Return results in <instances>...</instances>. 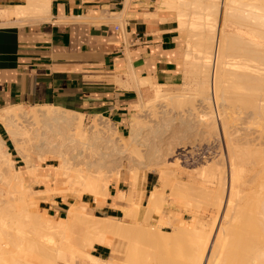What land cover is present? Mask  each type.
<instances>
[{
  "label": "bare ground",
  "instance_id": "bare-ground-1",
  "mask_svg": "<svg viewBox=\"0 0 264 264\" xmlns=\"http://www.w3.org/2000/svg\"><path fill=\"white\" fill-rule=\"evenodd\" d=\"M26 1H27L26 6L17 7L11 10L14 11L17 16L23 17V16H27V14H29L30 11H33L34 8L37 9V7H35L36 3H38L39 6H42L43 10H45V7L49 5V2L46 0H26ZM179 1L185 7H189V6L194 7L196 3V0H179ZM207 8L208 9H206L205 13L201 14V16L206 15L208 17L207 21L211 25L210 31L212 32L213 36L211 37L210 49L212 51L214 50L215 57H214V61L212 59L213 58L212 56L209 57V55H212V51L210 50L209 51L210 54H208V56L205 57L206 60L204 61V63L200 64L199 66L201 67L204 73L210 75L211 74L210 72H212L211 76H208V78L210 77L209 79H211L209 80L210 82H208V85H211L210 90L214 95V99L217 101V104L218 101L221 100L226 102L234 101V103L235 102L240 103V105L242 104L243 106V110L244 108L246 109L249 108L251 110L253 109L252 111L255 115H259L264 118V0H211V3L210 5H208ZM9 10L10 9L3 10V13L8 14ZM189 10L190 9H188V11ZM199 10L200 12H202L203 8H199ZM183 13H185V10ZM183 13L182 12L180 13V18L189 14V12L188 14L186 13V15H184ZM229 22H235L246 25L251 32L250 34L251 35L253 34L252 38L249 36L250 38L247 37L246 39L242 35L230 34L229 32H227L226 28ZM237 88H239L241 91L239 95H237L236 93ZM183 91L185 90L183 89ZM167 95L166 97L163 96L158 98L159 100L162 99L165 101L167 100L169 102L175 101L177 106L182 107L180 106V104L182 103L178 104V101H182V99L184 100V95H180V96L179 95L173 96V94L171 96L170 94L168 96ZM237 96H239V98H237ZM186 97L187 96L185 95V99ZM204 101L205 99L203 100V104H205ZM157 102L159 105V101ZM186 102L187 100L185 101V103ZM164 103L162 105L160 104L161 106L159 109L161 108L164 109V107H166ZM191 108H195V106ZM139 109H142V111L144 112L147 111L150 112L149 110H147V108H142V106ZM166 110L167 109L163 111L161 110V112L158 111L159 113L164 115L162 118L161 117L159 118L160 124H162V126L158 124L159 123L158 121V123H156L157 125H154L153 128H150L152 125L149 128L147 127L149 130L148 133L146 134L144 133L143 128H138L140 126V122L142 123L143 120L142 117H138V120L132 121L129 134L128 136L124 137L125 145L122 148H117L115 146H110V143L117 142L118 140L121 139L120 137H118L117 128L113 126L112 123H110L109 125L110 121H108V119L107 120L104 119L103 117L100 116L94 117L91 120L90 125L88 126L89 128L85 130L84 117L81 116L80 114H75L60 109H55L52 107L32 108V111L30 112L22 110L20 107L6 109L2 111V113L0 114V123L3 124L4 127L6 128L8 136L12 144L14 145L15 149L19 152V154L22 155L23 165H21L19 168L15 167L16 162L11 158L10 151H8V149L6 148L3 139L0 138V185H5L7 188H11L15 183V181L18 180L19 175L21 174L19 170H23V169L26 170L28 168L29 169L36 168L42 170L44 168V166L42 165L43 161L40 158L37 157V159H35L33 156H30L27 153H25L29 151L33 152L35 150L44 151V147L42 148L36 147V149L35 148L33 149L30 148L29 146H26L25 144L30 140L31 137L37 139L48 138L49 137L48 132H51L52 135L56 138L65 137V140H67L69 144L68 147L65 146L66 153L67 154L69 153V155H64L65 153H62L60 150L62 146L59 145L60 142L64 141V138L61 139L60 142L58 141L57 146H55L54 148H57L56 150H59L58 151L59 154L54 156L56 159L52 160V162L56 163V166L51 168L54 170L63 169L64 171H69L75 168L74 164L78 160H81V163H84V165L86 164L85 169L88 170V172L82 171V172H86L87 174L82 173L79 183L81 187H85V188L87 187L90 188L91 191L100 193L98 202L96 203L98 206L105 204L106 200L109 198L110 185L113 182L118 183L119 179H124L122 170L124 168L123 161L125 160L127 163H129V166L127 167L131 169V173L133 177L131 181L132 188L127 192L120 191L116 197H113V201H114L113 207L120 208L123 212V215L118 220L111 219L105 216L103 217V216L94 215V220L91 227L92 236L90 237V240L87 241L86 244L87 247L86 250L89 252H87L86 254L83 252L85 254L84 255L85 257H83L82 254V258L84 259L86 258L89 261V264H117L118 261L116 259H115L116 261L109 260L111 258L105 260L104 258L95 256L94 254L91 253L94 250L95 245L100 244L107 246L110 250V254L114 258H116L118 255L120 256L121 254H123L122 256H124V262H126L124 264H138L141 261L138 255L139 248L137 247L139 246V244L135 246L137 242L135 243L136 240L133 241V239L130 238L131 237L130 231L133 228H137L138 231L141 230L143 227L141 226L142 227L141 228L139 226L138 229V225L137 227L136 224L134 225L132 224L133 226L132 225L129 226L127 223H136L142 220H145L146 224L148 223L147 221H151V222L154 221L153 224L157 221H160L162 223L165 222L167 223L170 222L172 219H174V215L171 216L170 218L167 217L166 213H168V211H165L164 199L161 200L159 207L156 208L154 205H152L149 202L150 197L148 199L147 205L145 206L143 212L144 215L141 216L144 190L143 191L137 190L138 173H139L138 170L140 169L147 168V171L149 169L150 171L156 172L159 176L162 177L161 179L162 186H164L165 188L173 181V179L174 182L178 180L175 179V176L172 177L173 175H176V173H174L172 170L164 172V171H157L155 169V167L167 163V162L165 163L164 160L165 158H167V156H164L162 154L164 153L166 155V153L169 152L172 153L173 152L172 148L175 144L173 142H172L173 145L169 144L167 146L168 147L167 152L166 149L164 150L166 153L161 148V145L163 146L164 144V142L161 140V136L164 133L161 132L162 130L161 127L164 126V123L166 124V122H169L167 120L165 122V119L169 118L166 117L167 116ZM192 111L193 109L189 110L187 116L190 114L192 115ZM193 112L196 113V111ZM253 113H251V115H254ZM208 115L202 114V116H200V118L195 120V122H198V124L200 123L203 125L205 122H208V120L212 121V123L210 122L211 124L208 123V125L210 124L217 131L219 129L218 133L222 134V138L224 139V143L226 145L227 155H228V159H227L228 166H226L225 160L221 159L222 163H219L220 165L222 164V169L220 168L221 166L219 165L220 166L219 168L221 170L217 169L218 163L217 165L216 163L214 165L213 162H212L213 163L212 165H214L213 167L209 168L208 170L207 169L204 170L205 168L203 169L204 171L201 170L203 171V173L201 172V176L205 174L203 176L205 180L204 179L203 180L205 181V183H210V185L212 184L213 181V179L211 180L212 176L213 178H215L214 175H216L217 172H218L217 178L220 177V181H219L220 183L218 182L219 183L218 186L221 187V191L219 190V187H217L218 190L220 191L219 192L220 196L218 197L219 199L217 200L218 208L216 209L217 211L222 210L224 222L222 226L220 224L218 225L215 235L217 236L216 239L220 241V242L218 241L217 243H220L221 245L220 248L218 249L216 248L217 243L214 242L215 240L211 241V238L213 239V237L211 236L212 229L209 233H206L205 226H207V224H205L204 226V224L200 223L199 221H198L199 223L193 221L195 222L196 236L194 240V247L191 249V253L187 256L185 255L186 257H184V254H182L179 250L180 247L178 248L179 245H176L175 242L172 243L174 244L173 245L174 249L171 248L172 244L169 245L168 243L169 242L171 243L169 236H171L170 234L172 231L169 233V235H166L165 233H168V231L162 230L161 233L164 234L159 236L161 237L165 245L167 244L166 248L170 247V249L165 248L164 251L166 252L170 251L176 256V258L180 260H184V259L187 260L186 262L187 264H264V138H260L261 136H259L258 134L259 131L255 129L256 127L254 128V130L258 131V133L256 135V138L254 137L255 139L253 138L246 139L248 136L247 133H246L247 135L246 137L241 136L239 138L237 136V133H235L237 131L233 129L230 130V131L233 130L234 131V132L232 131L233 133L229 131L231 126L230 124L231 121L229 122L227 119L224 118V116H222L219 118L220 122L216 124V121L218 119L216 120L215 116H213L214 119L213 117L210 118V116L208 118ZM219 115L221 116V113ZM193 117L191 116L189 117L190 119L188 118L187 120L185 117L181 116L179 118L181 120L179 121H181L183 125H188L189 127L192 128L194 122L193 120H191V118ZM195 118H197V116H195ZM172 120L174 121V119ZM161 121H164V123H161ZM205 125L204 128L207 129L208 127L207 130L210 131L209 129L211 126L209 125L206 127ZM64 128L67 131H64ZM193 129H195V126L193 127ZM217 131L214 133H216V135L218 136ZM262 131L264 130L262 129ZM262 131L260 130L261 133ZM251 133L252 132L250 131L249 134ZM208 135H210V133ZM250 136L251 135H249L248 138ZM175 138L173 136V140ZM161 141L163 142V144L160 145V143H162ZM168 141H170V139ZM182 142L184 143V141ZM74 144L78 145L79 147L78 150H76ZM166 145L164 147H166ZM42 146H44L43 143ZM142 151L145 152L141 153ZM70 152H72V154H70ZM138 158L141 159L139 160ZM155 159L159 161L162 160L164 162L154 163ZM245 164L248 166V169L246 170H245V166H246ZM170 166L174 167L176 165L173 164ZM226 167H228V169ZM224 168L227 170V172ZM33 176H34V180L29 185V187L32 190V193L36 191L33 188L34 186L33 184H39L42 186L45 185L47 189L53 187L55 184V182L50 178H46V181L44 182L43 177L45 175H43L42 172H38ZM171 177H172V181H171ZM176 182L178 183H174L176 184L174 186L175 188L173 187L171 188V190L174 189L173 191L179 189L178 186L181 185L180 184L181 182L179 181ZM203 183L201 182V184ZM191 184L190 185L185 184L187 185L185 189H187V187H191L194 183L192 185ZM213 185L214 184H212L211 186ZM201 187L198 186L197 188V186L194 185L191 187V189L194 188L193 190L196 193V197H198L199 195L197 194L199 193L197 189H199L201 192V189L203 188ZM189 189L188 191H190L191 194L192 191ZM205 189L206 188H203L202 194H204V192L205 193L209 192L208 191L209 189L207 191ZM195 190H197L198 192H196ZM195 193L192 195L188 193V196L190 195V197L184 196V198L187 197L192 199L191 197L193 195L195 196ZM202 194L200 196H202ZM210 194L212 193L209 194L207 193L206 195L210 196ZM0 196H1V190H0ZM200 196L199 199L194 197L193 199L199 200V201L196 200L198 204L200 202V204L203 205V203L200 201L201 199ZM209 196H206L205 199L204 197H202L201 200L202 201L206 200L204 202L207 203L208 201L209 203L210 201L209 200L210 198H208ZM216 196L217 194L213 199H216ZM1 198H0V215H2L3 218L8 219L9 217H11V214L9 213L10 214L9 216L7 212L11 211V209L13 211L14 209H16L18 211V214L16 216L18 217L19 220L18 221L16 220L17 222H15V224H12V222H8L9 223L8 228H5L7 227V225L5 226L4 224L7 221L4 222L3 224L4 220L0 216L1 219L0 220V264H45L43 262L46 257H47L46 261H48L49 264H58V263L76 264V260L73 255L74 254L77 255L78 253L75 252L72 253L70 252V256H71L70 257L65 251H61V250H51L50 252H46L44 254L42 252L40 254V251H34L30 247L28 249V246L30 244L35 243L33 241H30L31 243H29L28 238H30L31 235H35L34 238L36 239H38L39 237V239L36 241L39 243V246L41 247L45 239L44 238L45 233H43L44 228L34 229L30 225L32 212L38 213L36 209L37 198H38L37 195L33 194L28 200V202L23 204H19L17 198L12 194H9L7 197L4 198V200L7 199V201L6 200L3 201L2 200L3 198L2 199ZM193 202L195 203V201ZM192 205L194 206V204ZM194 208H197V206L195 205ZM5 213L7 214L4 217ZM176 218L178 219V216L177 217L175 216V220H177ZM197 219L200 218L197 217ZM178 222H180L181 226H179V223L177 226L180 227L181 230L182 225L185 221L179 218ZM61 224L59 218L57 221V225L52 226L50 223H45V231H49V230L51 231V229L54 228L55 229L52 231L57 230V228L59 230ZM65 224L61 225L62 227L64 226V229L63 230L61 229V231H59L57 235L63 241L70 242L72 241L71 232L68 228V225ZM11 226L16 227L15 235L12 232H10ZM128 227H129V231H126ZM214 227L215 225L213 226V228ZM150 229H154V227ZM214 229H216V227ZM160 231L161 230H159L158 232ZM125 232L126 233L129 232L128 233V235L130 236L129 240L132 239V241L130 240V243L128 244H126L125 241L123 242V235L126 234ZM41 233L43 234L41 235ZM54 234L56 233L54 232ZM158 237L157 239H159ZM3 239H11L12 241H14V248L17 251L15 253H11L7 251L6 248L4 249V246H2ZM26 240L28 241L29 244L27 243ZM25 242L28 244V246L25 245ZM158 242L156 243L158 244ZM79 254L81 255V253ZM43 255H45L46 257L45 256L43 257ZM126 256L127 258H125ZM41 257H43V259ZM148 258H151V256ZM126 260H128L129 263ZM120 262L121 260H119V264ZM151 262L154 261L153 260L150 261V259H148V261H146V264H152Z\"/></svg>",
  "mask_w": 264,
  "mask_h": 264
},
{
  "label": "crops",
  "instance_id": "crops-1",
  "mask_svg": "<svg viewBox=\"0 0 264 264\" xmlns=\"http://www.w3.org/2000/svg\"><path fill=\"white\" fill-rule=\"evenodd\" d=\"M46 1L45 10L36 3L37 9L20 17L11 9L26 6V0H0V114L16 107H52L80 114L84 121L108 119L126 137L141 102L152 99L160 86L182 81L186 34L180 24L187 20L180 18L177 0ZM210 26L191 23L194 30L208 28L209 42ZM193 56L189 50L188 58ZM0 138L13 159V144L1 123ZM155 185L148 177L137 185L144 190L141 216ZM131 188L120 180L110 185L105 204L98 206L88 196L82 202L95 214L118 220L123 212L113 207V197ZM55 203L49 210L61 217L67 203ZM176 212L165 213L170 218ZM109 253L100 244L92 251L101 258Z\"/></svg>",
  "mask_w": 264,
  "mask_h": 264
},
{
  "label": "rangeland",
  "instance_id": "rangeland-1",
  "mask_svg": "<svg viewBox=\"0 0 264 264\" xmlns=\"http://www.w3.org/2000/svg\"><path fill=\"white\" fill-rule=\"evenodd\" d=\"M210 3H211V0H196L195 6L194 7L189 6L190 7L189 8V7H185L184 5H182L180 3V1L177 0V4H178L177 7L179 8V10L182 13L185 10V13H183L184 15H186V13L188 14V12H189L188 15H186V16L183 15L184 17H186L185 18L187 20L185 22L186 24L182 23V21L180 24L181 31L186 34V42H185L186 44H185V49H184L185 58H183V62H182V66H181V73H182L181 79H182V81L177 86H175L176 84L175 85H165V86H160V89H156L155 93H154V97L152 99L145 100V101L141 102V104L137 107L138 108V111L136 113L137 118H134V120H133V121H136V120H138V117H142V119H143V120L141 119L142 123L140 122V126L138 128H143L144 133L146 134V133H148V130H149L148 128L151 125L152 126L150 128H153L154 125H157L156 123H158V121L160 120L159 118L160 117L162 118L164 116L163 114L159 113L158 111L161 112V110L163 111V110L167 109L166 110V112H167L166 117L167 118L169 117L168 119H170V120L165 119V122H166V120L169 121V122H166V124L164 123V121H161V123H164V126L161 127L162 128L161 132L162 133L164 132L163 135L161 136V140L164 142V144L161 141L162 143H160V145L163 144V146L161 145V148L163 151L166 149V152H167V148H168L167 146L169 144H171V145H173V143H175V144H174L173 148L171 146V148L173 149L172 150L173 152L172 151H171L172 153L169 152L170 156H169V153H166L165 151L164 152L166 153V155L164 153L162 154L164 156H167V158L164 159L165 163L166 162L167 163L160 165L158 167H155V169L157 171H164V172L172 170L174 173H176V175H173L172 177L175 176V179H178L176 181L181 182L180 183L181 185L178 184L180 186L177 185L179 187V189L176 188L177 190L173 191L174 189L171 190V188L172 187L175 188L174 186L176 184H174V183H178V182H176V181L174 182V179L172 181V177H171L172 182L170 181L171 183L165 188L164 186H162V182H161L162 177L159 176L156 172L150 171L149 169L147 171V168L138 170L139 173H138V182L137 183H139L143 178H145V180H146L147 177L149 178L151 185L156 183L155 187L153 188V190L151 192V196L149 195V197H150L149 202L152 205H154L156 208H158L160 203H161V200L164 199L165 211H168V209L170 211L171 210L177 211L176 213H171V216L174 215V219H172L170 222H167V223L166 222L162 223L160 221H157L153 224L154 221L153 222L147 221L148 223L146 224L145 220H142V221H139L136 223H127L129 226L132 224L133 225L136 224V227H137V225H138V229H139V226L143 227V228L141 227L142 229L138 230V231H137V228H133L132 230L130 228V230H131L130 236L131 237L128 235L129 232L128 233L125 232L126 234L123 235V242L125 241L126 244L130 243V240L132 241V239H133V241L136 240L135 243L137 242V244H135L133 242L135 244V246H137L139 244L140 247L137 246L139 248L138 249V252H139L138 255H139V259L142 262L140 260H138V261H140V263H142V264H146V261H148V259H150V261H152V260L154 261V262H151L152 264H187L186 263L187 260H185V259L180 260V259L176 258V256L173 253H171L170 251H168V252L164 251L167 244L165 245V243L163 242V240L159 236V235L164 234V233L163 234L161 233L162 230L168 231V233H165L166 235H169V233L172 231L170 234L171 236H169L171 243L169 242L168 244L170 245V244L175 242L176 245H179L178 248L180 247L179 250L182 254H184V257L189 255L191 253V249L194 247V240H195V236H196L195 235V233H196L195 222L199 221L200 223H203L204 226H205V224H207V226H205L206 233H209L212 229L211 236L213 237V239L211 238V241L215 240L214 241L215 243H217L219 241L216 239L217 236L215 235V232L217 230L218 225L220 224L222 226V224L224 222L222 210L217 211V209H216V208H218L217 207V205H218L217 200L219 199L218 198L220 196L219 192L221 191V187L218 186L220 183L219 182L220 177L217 178L218 172L216 175H214L215 178H213V176H212L211 180L213 179V181H212V184H214L213 185L214 187H213V186H211L212 184L210 185V183H205V181H204L205 179L203 177L205 174L203 176H201V172L203 173L204 170H206V169L208 170L209 168L213 167L215 165V163H216V165L218 163V165H217L218 168L216 166L217 169H220V168L222 169V164L221 165L219 164V163H222V160H225L226 166H228L227 149H226V145L224 143V139L222 138V134L218 133L219 129L217 131L216 129H214L210 125L212 123V121L208 120V122H205L202 125L200 123L198 124V122H195V120L200 118V116H202V114H204V115L210 114V115H208V118H209V116H210V118L215 116L216 120L218 119L217 121L214 120V121H216V124H217L218 122H220L219 118L224 116V118L227 119L229 122L231 121L230 122L231 126H230L229 131L231 129L237 131L235 133H237V136L239 138L241 136L246 137L247 135L248 136L251 135L252 137L250 136L248 138V136H247L246 139H252V138L255 139L258 131H259V133H258L259 136H261L260 138H264V131H262V129L264 130V118L259 116V115H255L252 111L253 109L251 110L249 108L248 109L244 108V110H243L242 104L240 105V103H237V102L234 103V101L233 102L232 101L226 102V101L221 100V101H218V104H217V101L214 99V95H213L212 91L210 90L211 85H208V82H210L209 80H211V79H209L210 77L208 78V76H211L212 72H210L211 73L210 75L207 73H204L202 71L201 67L197 64V61L198 62H200L201 60L205 61L206 60L205 57H207L208 54H210L209 51L211 50L210 49L211 42L208 41L209 32H208L207 27L201 31L198 29L194 30L191 28V23L195 22L197 25H200L202 23L203 25L208 26V23H207L208 17L206 15L201 16V14L205 13V11H206V9H208L207 7H208V5H210ZM186 8H187V10H186ZM199 8H203V11L198 12ZM188 9H190V10L188 11ZM199 14L201 17L198 16ZM226 30L230 34L242 35L246 39L249 36L252 38V35H253V34L252 35L250 34L251 32H250L249 28H247L246 25L235 23V22H229ZM208 48H209V50H208ZM189 50H191L192 54L194 55L193 58H190V59L188 58V51ZM200 51L202 53L201 56L198 53ZM210 56L213 57L212 59L214 61V57H215L214 56V50L212 51V55H209V57ZM185 87H186V89H185ZM183 89L185 91H183ZM236 93H237V95H239L241 93L239 88H237ZM158 94H160V95H158ZM167 94L168 95L170 94V96L172 94H173V96L184 95V100L182 99V101H178V104L182 103V104H180V106H182V107L177 106L175 101L169 102L167 100L166 101L162 100V99L159 100L160 97H163V96L166 97ZM185 95L188 98L186 97V99H185ZM209 96H210V98H209ZM207 98H209L210 101ZM237 98H239V96H237ZM204 99H205V101H204L205 104H203ZM186 100L188 103L187 102L185 103ZM207 100L209 101V103ZM157 101H159V105H158ZM189 102H190V104H189ZM145 103H147V104H145ZM163 103L166 107H164V109H162V108L159 109ZM230 103H232V104H230ZM166 104H168V105H166ZM219 105H221V106H219ZM141 106H142V108H147V110H149L150 112H148L147 110H146L147 112L142 111V109H139V108H141ZM194 106H195V108H191ZM20 108L22 110H25V111H29V112L32 111V108H24V107L23 108L20 107ZM148 108H150V109H148ZM190 108L193 109V111H196V113H194L192 111V115L190 114L187 116L189 110H191ZM195 109H197V110H195ZM208 110H210V111H208ZM157 112H158V115H157ZM211 112H212V114H211ZM205 113H207V114H205ZM220 113H221V116L219 115ZM251 113H253L254 115H251ZM141 114H142V116H141ZM144 114H145V116H144ZM138 115H140V116H138ZM198 115H199V117H198ZM181 116L185 117L187 120L189 117L194 116L193 118H191V120H193V122H194L192 128L189 127L188 125H183V123L181 121H179V120H181V119H179ZM195 116H197V118H195ZM171 118L174 119V121ZM256 118H257V120L259 118H261V119H259L257 122ZM213 119H214V117H213ZM145 120H146V122H145ZM251 120H253L254 122ZM90 123H91V120H88V121L85 120L84 121V126H85L84 129L85 130L87 128H89L88 126L90 125ZM196 123H197V125H196ZM208 123H210L209 125L211 126L209 129L210 131L207 130L208 129L207 126H209ZM252 123H254L255 125ZM158 124L162 126V124H160V121ZM109 125H110V122H109ZM204 125L207 127V129L204 128ZM194 126H195V129H193ZM257 127H259V128H257ZM130 128H131V124H130ZM211 128H212V130L214 129L217 131L218 136L216 135V133H214L216 131H214V130L212 131ZM254 128L258 131H255ZM260 130L262 131V133L260 132ZM64 131H67V130L64 128ZM129 131H130V129H129ZM232 131H230V132H232ZM250 131L252 132L251 134H249ZM253 131H255V132H253ZM208 132L210 133V135H208L209 134ZM246 133H247V135H246ZM254 133H256V134H254ZM128 134H127V136H128ZM252 134H254L255 136ZM185 135H187V136H185ZM48 136H49L48 138H44V139H42V138L37 139V138L31 137L30 140L28 142H26V144H25L26 146H29L30 148H33V149L34 148L36 149V147L37 148L44 147V151L35 150L33 152H31V151L25 152L28 155L33 156L35 159H37V157L40 158L43 161L42 165L44 166V168L42 170H39L36 168H32V169L28 168L26 170L25 169L19 170V172L21 174L19 175L18 180L15 181V183L13 184V186L11 188H7L5 185H0V190H1L0 198L3 196L2 197L3 199L2 198L1 199L3 201H5V200L7 201V199L4 200V198L7 197L9 194H12L17 198L19 204H23V203L28 202V200L30 199V197L33 194L37 195L38 198H37V208L36 209H37V212L39 214L32 212V218L30 219V221H31L30 225L34 229L44 228L43 233H45L44 234L45 236L44 235L43 236L45 239H44V241H43L44 243L41 247V246H39V243L36 241L39 239V237H38V239H36V238H34L35 235H31L30 236L31 239L28 238V241H29V243H31L30 241H33L35 243H32L28 246L29 243L26 240L28 244L25 242V245L28 246V249L30 247L34 251H40V254L42 252H43V254L46 252H50L51 250H61V251H65L68 254V256H70V252L71 253L75 252L78 254L77 255L72 254V255L75 257L76 264H89V261L86 258L85 259L82 258V254H83V257H85L84 255L87 252H89L86 250V248H87L86 244H87V241H89L90 237L92 236L91 227H92V223L94 220V215H96V216H100V215L95 214L92 211V207L90 204L83 203L82 198L84 196H88V198H91L92 201L94 202V204H96L98 202L100 193L91 191V189L87 188V187L86 188L81 187L79 180L81 178L82 173L83 174L86 173V172H82V171L88 172V170L85 169L86 164L84 165V163H81V160H78L74 164L75 168H73L72 170H69V171H64L63 169L54 170L51 168V167L56 166V163L52 162V160L56 159L54 156L59 154V152H58L59 150H56L57 148H54L55 146H57L58 141L60 142L61 139L64 138V141L59 143V145L62 146V148L60 150L62 153H65L64 155H69V153L68 154L66 153V149H65V146L68 147L69 144H68L67 140H65V137L56 138L52 135L51 132H48ZM173 136H174V138L176 137L174 140H173ZM118 137H120L121 139L118 140L117 142L110 143V146L122 148L125 145L124 137L122 138V135H120L119 132H118ZM169 139H170V141H168ZM182 141H184V143ZM42 143L44 146H42ZM165 145H166V147H164ZM184 146H186V147H184ZM74 147H76V150L79 149L78 145L74 144ZM12 149L14 151L13 160L15 157H17L18 161H19L18 163H16L17 165L15 164V167L19 168L21 165H23L22 155L19 154V152L15 149L14 145L12 146ZM174 149H175V151H174ZM143 152H145V151H142L141 153H143ZM70 154H72V152H70ZM223 157H225V158H223ZM138 159L140 160L141 158H138ZM156 160L157 159L154 160V163L164 162L162 160L161 161H159V160L156 161ZM123 162H124V164H123L124 168L122 170V174L124 176V179H119V181L125 180L126 182L128 181L129 183H131L133 177H132L131 169L129 167H127V166H129V163H127L125 160ZM212 162L214 163V165H212L213 164ZM173 164H175L176 166H174V167L170 166ZM226 168L228 169V167H226ZM246 169H248L247 165L245 166V170ZM201 170H203V171H201ZM38 172H42L43 175H45L43 177L44 182L46 181V178H50L55 182V184L53 187L48 188V189L45 185L42 186L39 184H33L34 185L33 188L36 191L34 193H32V190L29 187V185L34 180L33 175L38 173ZM226 172H227V170H226ZM192 180H194V181H192ZM202 180L204 181V183ZM201 182L203 184H201ZM191 183L192 184L194 183L193 185L197 186V188H198V186L201 187V185H202L203 188H206L205 189L206 191L209 189L208 190L209 192H206V193L204 192V194H202L203 188L201 187L202 188L201 192L199 189H197L199 191V193H197V194H199V195H198V197H196V193L193 190L194 188L191 189V187L193 186ZM185 184H188V185L191 184L192 186L187 187V189H185L187 186ZM217 187H219L220 191L218 190ZM188 189L192 191L191 194H190V191H188ZM178 190L180 193L178 192ZM185 190H187V191H185ZM197 190H195V191L198 192ZM215 190H216V192H215ZM217 190H218V192H217ZM186 192H187V194H186ZM193 192L195 193V196L193 195L191 197L192 199L187 198V197H190V195L194 194ZM188 193L190 194L189 196H188ZM207 193L208 194L212 193V194H210V196H209V195H206ZM201 194H202V196H200ZM216 194H217L216 199H213V198H215ZM184 196H187V197H185L186 199L184 198ZM199 196L201 199H202V197H204V199H205L206 196H209L208 197V198H210L209 203H208V201H207V203H205L204 201H206V200L203 199L204 201H202L200 199V201L203 203V205L200 204V202L198 204L197 201H199V200L196 199L197 200L196 201L193 199V197L199 199ZM192 200L195 201V203ZM56 201H58V202L65 201L67 203V206L64 207L66 210H65V212L62 213L61 217H59L58 214L56 215V213L54 211L49 210L50 204L56 206V203H55ZM213 201H214V204L216 206L213 204ZM192 204H194V206L196 205L198 209L194 208V206ZM209 204H210V206L211 205L212 206L210 207ZM146 205H147V203H145V206ZM198 205H199V207H198ZM7 213L9 216L11 214V217H9L7 215L9 217L8 219L3 218V216L0 215L4 220L3 224H4V222L7 221L4 224L5 226L7 225V227L4 226L5 228H8V225H9L8 222H12V224H15V222H17L19 220L18 217L16 216L18 214V211L16 209H14V211L11 209V211H8ZM7 213L4 214V217ZM13 215H15V216H13ZM183 215L186 217V219L188 221L183 219V217H182ZM121 216H120V218H121ZM175 216L176 217L178 216V219L176 218L178 221H179V218L183 219L185 221L182 225L181 230H180V227L177 226L178 223H179V226H181L180 222L175 220ZM218 216H219V218H218ZM197 217L200 219H197ZM58 218L60 219V224L62 223L61 225L65 224V223H66L65 225H68V228L71 232L72 241H70V242L69 241L68 242L63 241L57 235L58 232L61 231V229L62 230L64 229V226L62 227L60 225L59 230L57 228V230L52 231L55 229L54 228V229H51V231L50 230L45 231V223H50L52 226L57 225ZM193 221H195V222H193ZM42 223H44V224H42ZM150 223H151V225L153 224L152 226L154 227V229H150V228H153L150 225ZM174 225H176V226H174ZM214 225H215L216 229H214L215 227L213 228ZM166 226H169L170 228H165ZM148 227H150V228H148ZM15 228L16 227H14V226H11V228H10V232H12L14 235H15ZM158 229L161 231L158 232L159 231ZM126 231H129V227L127 228ZM54 232L56 234H54ZM157 232H158V234H157ZM43 233H41V235ZM129 237L132 239L129 240ZM157 237L160 240L157 239ZM126 238H128V239H126ZM73 240H74V242H73ZM156 242H158V244ZM177 242H178V244H177ZM173 245L174 244H172L171 248L174 249ZM216 245H217V247L216 246L215 247L219 249L221 244L217 243ZM2 246H4V249L6 248V250L11 252V253H15L17 251L14 248V241H12L11 239H3ZM162 247H163V249H162ZM159 248H160V250H159ZM168 248L170 249V247H168ZM168 248H166V249H168ZM79 253H81V255ZM45 255H43V257ZM109 255H111V254L109 253L108 256H106V258H104V259L108 260L109 258H111L109 260H113V261L117 260L118 261L117 264H119V260H121L120 264L126 263V262H124V256H122L123 254H121L120 256L118 255L116 258L112 257V255L111 256H109ZM150 256H151V258H148ZM43 257H41V258L43 259ZM125 258H127V256ZM46 259H47V257L45 258L43 263L49 264V262L46 261ZM126 261L129 263L128 260H126ZM140 263H138V264H140ZM58 264H61V263H58Z\"/></svg>",
  "mask_w": 264,
  "mask_h": 264
}]
</instances>
